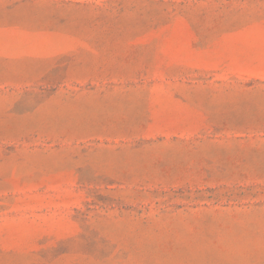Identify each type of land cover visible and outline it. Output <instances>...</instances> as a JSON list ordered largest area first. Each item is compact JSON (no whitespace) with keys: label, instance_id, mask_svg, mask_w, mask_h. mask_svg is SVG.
I'll return each mask as SVG.
<instances>
[{"label":"rangeland","instance_id":"rangeland-1","mask_svg":"<svg viewBox=\"0 0 264 264\" xmlns=\"http://www.w3.org/2000/svg\"><path fill=\"white\" fill-rule=\"evenodd\" d=\"M0 264H264V0H0Z\"/></svg>","mask_w":264,"mask_h":264}]
</instances>
